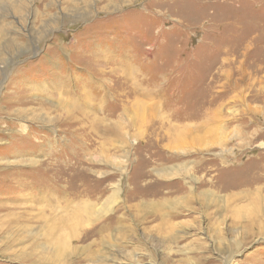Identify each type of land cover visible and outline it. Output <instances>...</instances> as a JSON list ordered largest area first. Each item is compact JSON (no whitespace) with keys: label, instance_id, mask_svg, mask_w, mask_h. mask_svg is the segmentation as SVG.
<instances>
[{"label":"rangeland","instance_id":"obj_1","mask_svg":"<svg viewBox=\"0 0 264 264\" xmlns=\"http://www.w3.org/2000/svg\"><path fill=\"white\" fill-rule=\"evenodd\" d=\"M3 10L0 146L11 147L0 174L15 176H0V209L30 214L0 241V264H264V0H0ZM180 111L200 118L179 123ZM24 134L57 149L14 158ZM56 150L61 200L18 201L16 176L36 156L51 165ZM72 175L89 176L78 184L99 186L98 200L114 185L120 195L66 239L71 209L88 200L68 203ZM59 229L61 242L49 240Z\"/></svg>","mask_w":264,"mask_h":264},{"label":"bare ground","instance_id":"obj_2","mask_svg":"<svg viewBox=\"0 0 264 264\" xmlns=\"http://www.w3.org/2000/svg\"><path fill=\"white\" fill-rule=\"evenodd\" d=\"M89 3V2H88ZM18 4H20V6H14V8H12V10L14 12L16 11H20L23 10V4L21 1H18ZM115 9V8H113ZM5 10H3V12L1 11L0 12V19H3L6 15L4 14ZM17 13V12H16ZM19 13V12H18ZM54 23V21H51ZM44 28V27H43ZM42 29V28H41ZM58 46V45H57ZM53 48H51L52 50ZM61 50V49H60ZM53 51V50H52ZM56 51V50H55ZM54 52V51H53ZM52 52V54H54ZM57 53V52H56ZM55 53V54H56ZM51 54V55H52ZM55 57V56H54ZM46 59V58H45ZM52 63L51 66H54L56 67L55 63L56 61L54 62L53 60L51 61V56L48 57L46 60H45V64L47 63ZM57 68V67H56ZM95 69V67H92ZM97 69V68H96ZM94 71V70H93ZM96 72V71H95ZM98 72V71H97ZM101 71H99L98 73L100 74ZM106 73V72H105ZM104 73V74H105ZM111 73V72H109ZM57 76H54V81L55 83L53 84V87H60L61 86V73H57L56 74ZM103 75V73H102ZM107 75V74H106ZM113 76V75H112ZM135 77V76H134ZM162 77V76H161ZM106 79V78H105ZM108 80V79H107ZM36 82V81H34ZM45 81H41V83H44ZM48 82V80L46 81ZM38 83V82H36ZM139 86V85H138ZM41 84H34V88H37L38 90L41 89ZM138 87L137 85L134 86L133 88V92H136V91H139L137 90ZM140 89V88H139ZM123 91V90H122ZM122 91H119L117 94H120V92L122 94V96H124V99H125V95L123 94ZM109 93V92H108ZM132 94V93H131ZM113 97V96H112ZM19 99L21 100L22 104L20 107L18 108H27V107H24L23 105L27 104V100H26V95L22 94ZM116 99V98H115ZM121 99V98H120ZM18 98H15L13 101L14 102H17ZM111 100V99H109ZM100 103L101 105L104 107V110L107 109V111H109L111 114L113 113V108H110L109 107V110H108V96L107 95H104L103 97H101V100H100ZM171 103V102H170ZM174 105V104H173ZM102 106H101V109H102ZM174 108V107H173ZM39 110V108H35V107H29V109L26 111L27 112V119H30V115L35 114V111ZM96 109H100V108H97L96 106ZM100 109V111H101ZM117 112L120 111L121 112V116L127 111V107L125 105V102L124 101H121L119 103V106L117 107ZM171 109V108H170ZM47 110L51 111L52 112V108L48 107ZM119 112V114H120ZM115 113V111H114ZM207 113V112H206ZM19 115H23V113H18ZM109 114V113H108ZM169 114V112H168ZM199 114L202 115V113L200 112ZM208 114V113H207ZM117 116V113L116 115ZM170 116V115H169ZM42 117V120L46 117L47 118V122L48 123H44L43 125H48L50 124V118L48 117V115H41ZM110 117V116H109ZM108 117V118H109ZM174 120L178 121L179 123L180 122H184V121H187V120H194V119H197V118H200V116L197 114V112H193L192 114H189V112L187 111H180L179 114H174L173 113V117ZM207 120L209 121L211 118L210 116H206ZM37 120V118H36ZM206 121V119H205ZM156 124V122H153V124ZM170 123V122H169ZM63 124H65V126H68L69 128H72L75 126L74 122L71 120L67 121V122H64ZM62 124V125H63ZM170 126V125H169ZM171 127V126H170ZM52 128V127H51ZM161 128V127H160ZM153 129V128H152ZM164 129V128H163ZM169 129V128H168ZM153 132V131H152ZM51 133V132H50ZM169 136V135H168ZM49 136H47L45 139H44V144H43V148L41 149L39 146H40V143L36 140L33 141V137L30 136V135H27V134H24L22 136V139H23V143L24 144H21V147H18L16 148V153L14 154V158H17L16 156H22L26 154V156L30 155H34L37 153L38 156L42 157L43 156V153H44V149H46V147H48L49 151L52 149V152H54V149L57 147L55 146L56 144V141L54 140V144H49L47 143V140L50 139L48 138ZM155 139V138H154ZM32 141V142H31ZM90 142V141H89ZM92 142V141H91ZM83 144V143H82ZM48 145V146H47ZM90 145V144H89ZM92 145V144H91ZM76 146V145H75ZM83 146V145H82ZM88 146V145H87ZM11 147V143L6 145V146H0V149H6L8 150L9 148ZM80 147V146H79ZM37 148H40V150L38 151ZM82 148V147H81ZM48 151V150H47ZM83 151V150H81ZM80 152V151H79ZM77 152V153H79ZM49 153V152H48ZM56 153H59V155L54 159V161L52 162L51 165H47L45 163H43L41 160H37L38 157L36 156L34 159H30L28 161V163H26L27 167H25V171H27V178L25 177L23 180H20V177H22V175L18 174L16 176L15 179H18V183H19V188L17 189L18 193H20V195H22L20 198H18L17 200L18 201H23V202H31V203H34V204H37V205H40L42 203H44L45 200L49 199L50 201V198H53V197H57L61 200V154L60 152H58L56 150ZM69 156L71 155L72 157L75 156L74 152L73 151H70L69 150ZM50 154V153H49ZM78 157V155H77ZM79 158V157H78ZM77 158V159H78ZM71 159V158H70ZM74 159V158H73ZM16 161V160H15ZM75 161V160H74ZM17 163V161L15 162ZM66 163V162H65ZM70 163V162H69ZM50 164V163H49ZM64 165V163H63ZM66 165V164H65ZM69 165V164H68ZM74 165H77L74 163ZM74 165L71 166V164L69 166H67L66 168L69 170L71 168H73L74 170ZM64 167V166H63ZM65 168V169H66ZM76 170V169H75ZM66 171V170H65ZM1 172V170H0ZM74 174V172H73ZM1 175H5V178L8 180L9 177H12L15 176V173H13V169L11 170V173L9 172H3L0 174ZM70 175V174H69ZM75 175V174H74ZM73 176V175H72ZM24 177V176H23ZM71 177V176H70ZM63 180V179H62ZM90 178L89 176H81V178L78 177V175H76V177L73 176V178H69L66 182L67 186L69 187V181L72 182V186L74 187L73 188H70L73 189V191H71V198H72V201L69 202L67 196H65L64 194H62V196H64L66 198V201L68 200V203H72V202H75V200L77 201V199H81V196H82V192L84 194V196L87 197V201H84V202H81V200L79 202H81V204H78L77 206H75L74 208L71 209V218L72 220H69L68 221V226L72 229V232H71V235H64V238L68 239L70 238L69 236H71L72 238H78V236L81 234L82 231H80L79 233L77 232V229L79 227H81L82 225L86 224L87 226L91 225L93 222H97L99 219H102V218H105L106 215L110 214L111 211H112V208H113V205L117 203V201L119 200V195H120V188H119V185H114L112 187V191H111V194H109L104 200L100 199L98 200L97 199V196L101 194V190L99 189L100 187L99 186H95L96 188H93V187H90V186H86V189L85 190H82V185L78 184V182H84V184L86 185L87 182H90ZM76 184V185H75ZM75 185V186H74ZM99 187V188H98ZM79 189V190H78ZM69 190V189H68ZM69 190V191H70ZM63 193V192H62ZM67 193V192H66ZM33 194V195H32ZM2 196V193L0 192V197ZM16 196V195H15ZM103 196V195H102ZM100 197V196H98ZM208 198V197H207ZM29 199V200H28ZM101 201V202H99ZM99 202V203H98ZM61 207V205L59 206ZM16 208H12V209H0V212H7L8 214H6L5 216H0V241H5L6 239H8V237L12 236V227L13 226H19L20 224H22V220L25 218L26 219V216L29 215V211H27L26 209H19V211L21 213H19V215H22L20 216L19 218L16 217L15 214H13L12 212H15ZM31 210V208H30ZM12 211V212H11ZM51 211H53L51 209ZM12 213V214H9ZM23 215H25L23 217ZM176 216H179V215H176ZM10 220L8 221H5L3 218L5 219H8L10 218ZM40 218V219H39ZM43 218V212L40 210V211H37L36 213V216L34 215V219L33 220H41ZM104 220V219H103ZM107 221V220H106ZM112 221V218L111 220ZM109 222V221H108ZM105 223V222H104ZM110 223V222H109ZM103 227V226H102ZM90 230V229H89ZM103 231H106L107 228H104L102 229ZM98 231V230H97ZM101 231V229H100ZM102 231V232H103ZM11 232V234L9 233ZM88 232V231H87ZM86 232V233H87ZM99 232V231H98ZM101 233V232H100ZM258 234H263V229H259L257 231ZM59 235V240L61 242V232H60V229L59 230H56L54 234H50L48 236L49 240L51 241H56L58 239L57 235ZM85 234V233H84ZM88 235V234H87ZM256 235V234H255ZM85 236V235H83ZM91 237V236H90ZM85 238V237H84ZM83 238V239H84ZM87 238V237H86ZM237 239V238H236ZM81 240V239H80ZM233 258H234V255H229L228 257V260L226 261V264H231L233 263ZM104 261V259H103ZM103 261H100L99 262H103ZM106 264H117L113 261V259H109L108 262H106ZM225 264V263H224Z\"/></svg>","mask_w":264,"mask_h":264}]
</instances>
